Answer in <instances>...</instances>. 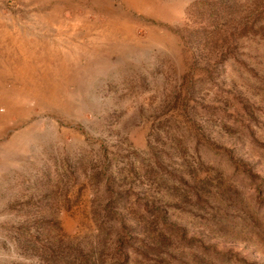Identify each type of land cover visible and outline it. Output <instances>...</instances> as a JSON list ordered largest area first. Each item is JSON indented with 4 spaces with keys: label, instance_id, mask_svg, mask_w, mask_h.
<instances>
[{
    "label": "rangeland",
    "instance_id": "1",
    "mask_svg": "<svg viewBox=\"0 0 264 264\" xmlns=\"http://www.w3.org/2000/svg\"><path fill=\"white\" fill-rule=\"evenodd\" d=\"M92 248L264 264V0H0V264Z\"/></svg>",
    "mask_w": 264,
    "mask_h": 264
},
{
    "label": "trees",
    "instance_id": "2",
    "mask_svg": "<svg viewBox=\"0 0 264 264\" xmlns=\"http://www.w3.org/2000/svg\"><path fill=\"white\" fill-rule=\"evenodd\" d=\"M120 196H124V195H120ZM158 215H161V217L162 218H164L165 217V215L164 214H158ZM146 243L145 244H143V246H142V248H146V247H148V246H152L151 244L153 243V244H156V245H159V246H161V245H163L165 242H166V240H164V239H159L158 237H157V235L156 234H154V237L151 239V244H149L148 243V241H145ZM129 244L130 243H128V240H123V243H122V248L120 249V253H121V257H122V261H124L125 263H127L128 261H129V259L131 260V255H130V253H129ZM151 249H152V247H151ZM94 253H98L97 252V250H95L94 248H92L91 249V251L89 252V258H88V260H87V258H84L83 256H86V254L84 253V255L82 256L83 257V260L87 263V264H94L93 262H91V260H93L91 257L93 256V254ZM159 253V252H158ZM81 257V258H82ZM71 262V264H78L77 263V261H73V259H72V261L71 260H67V261H65L66 263L65 264H70V262Z\"/></svg>",
    "mask_w": 264,
    "mask_h": 264
}]
</instances>
